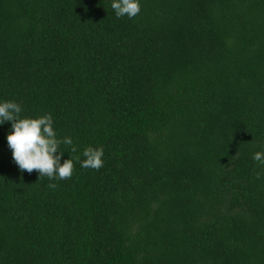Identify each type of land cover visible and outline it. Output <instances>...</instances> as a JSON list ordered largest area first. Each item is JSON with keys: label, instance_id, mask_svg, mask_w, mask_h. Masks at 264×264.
<instances>
[{"label": "trees", "instance_id": "trees-1", "mask_svg": "<svg viewBox=\"0 0 264 264\" xmlns=\"http://www.w3.org/2000/svg\"><path fill=\"white\" fill-rule=\"evenodd\" d=\"M111 3L0 0V102L104 149L49 180L0 124V264H264V0Z\"/></svg>", "mask_w": 264, "mask_h": 264}, {"label": "clouds", "instance_id": "clouds-1", "mask_svg": "<svg viewBox=\"0 0 264 264\" xmlns=\"http://www.w3.org/2000/svg\"><path fill=\"white\" fill-rule=\"evenodd\" d=\"M112 9L117 18H135L141 11L139 0H112ZM22 107L11 100L0 102V124L11 122V131L7 135V143L12 152V159L21 172L31 174L37 171L40 176L49 180L71 179L75 164L80 162L82 168L98 171L104 165L103 147L88 146L83 149L84 159L79 156L65 159L61 163V144L70 146L75 153L76 147L70 137L63 139L57 136L53 127L54 121L50 114L37 117H21ZM253 160L264 167V152L257 151L253 154ZM261 172L256 173L259 179ZM49 188L55 189L57 185L50 183Z\"/></svg>", "mask_w": 264, "mask_h": 264}]
</instances>
